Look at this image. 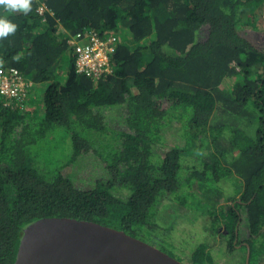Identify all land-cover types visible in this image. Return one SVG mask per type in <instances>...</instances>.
<instances>
[{
	"label": "trees",
	"instance_id": "obj_1",
	"mask_svg": "<svg viewBox=\"0 0 264 264\" xmlns=\"http://www.w3.org/2000/svg\"><path fill=\"white\" fill-rule=\"evenodd\" d=\"M0 17L17 25L0 38V66L33 82L24 101H0V264H15L26 227L43 217L152 238L154 206L166 196L192 203L189 186L226 172L240 194L208 210L212 229L224 221L229 250L249 245V264H264V0H32L27 14L0 6ZM93 30L118 35L100 78L77 70L70 43ZM111 109L126 129L109 125ZM170 129L184 142L160 148ZM48 132L71 140L65 158L41 154ZM88 153L105 174L81 186L63 168ZM223 159L232 163L221 169ZM208 247L186 263L216 264Z\"/></svg>",
	"mask_w": 264,
	"mask_h": 264
},
{
	"label": "rangeland",
	"instance_id": "obj_2",
	"mask_svg": "<svg viewBox=\"0 0 264 264\" xmlns=\"http://www.w3.org/2000/svg\"><path fill=\"white\" fill-rule=\"evenodd\" d=\"M255 42L263 45V40L259 38ZM104 113L111 127L119 130L126 129L119 109L106 110ZM61 131L63 132V130ZM255 131L256 128L253 135ZM179 134L174 129L168 130L159 147L166 148L175 143H183V139H178ZM60 136L55 132L40 135L38 144L42 148L41 154L47 159L54 158L55 155L58 158H65L66 156L63 154L70 152L71 140L67 138L69 143L65 144L67 140L62 142L63 139ZM61 153L63 154L61 155ZM187 157L190 166H196L200 170L205 169V160H197L195 154L192 153ZM206 158L209 162L215 159H211L209 154ZM220 162L222 163L221 169H223V166L232 163L231 160L226 159L220 160ZM63 172L73 177L79 185L84 186L92 184L99 177L104 176L105 168L100 160H97L93 154L88 153L80 157L75 163L64 167ZM209 172L210 170L208 174ZM213 176L214 173L211 170L209 177L212 178ZM212 184L214 185H211L210 182L205 185L195 183L193 186H189L188 190L184 192V196L192 203L189 201L188 204L178 203L168 196L163 198L157 208L155 209L156 206H154L152 210L153 221H156L155 223L158 224L157 227L159 228L153 232L152 238H149L151 232L137 237L153 243L167 252L172 251L176 257L187 263L191 262L193 250L196 246L206 242L216 264H242L244 255L247 253L246 250L241 246L235 250H229L228 237L223 234L224 221L221 223L219 232H214L208 212L214 205L219 209L229 207L231 204L230 196H239L240 194L241 180L237 174L226 172L224 176H221L219 180L212 182Z\"/></svg>",
	"mask_w": 264,
	"mask_h": 264
},
{
	"label": "water",
	"instance_id": "obj_3",
	"mask_svg": "<svg viewBox=\"0 0 264 264\" xmlns=\"http://www.w3.org/2000/svg\"><path fill=\"white\" fill-rule=\"evenodd\" d=\"M251 249L248 245L246 264ZM15 264H187L153 243L99 222L43 217L24 231Z\"/></svg>",
	"mask_w": 264,
	"mask_h": 264
},
{
	"label": "built area",
	"instance_id": "obj_4",
	"mask_svg": "<svg viewBox=\"0 0 264 264\" xmlns=\"http://www.w3.org/2000/svg\"><path fill=\"white\" fill-rule=\"evenodd\" d=\"M40 11H44L41 7ZM76 53V67L80 72H85L94 78L112 71L111 56L118 44L116 33L100 34L98 31H91L84 35L79 33L70 39ZM17 67L0 66V101L7 98L6 103L14 100L24 101L28 89L32 85Z\"/></svg>",
	"mask_w": 264,
	"mask_h": 264
},
{
	"label": "clouds",
	"instance_id": "obj_5",
	"mask_svg": "<svg viewBox=\"0 0 264 264\" xmlns=\"http://www.w3.org/2000/svg\"><path fill=\"white\" fill-rule=\"evenodd\" d=\"M0 6L8 12L27 14L31 11L32 0H0ZM16 30V24L6 18L0 17V38H6L10 34H14Z\"/></svg>",
	"mask_w": 264,
	"mask_h": 264
}]
</instances>
